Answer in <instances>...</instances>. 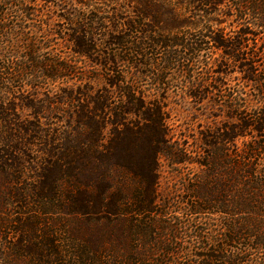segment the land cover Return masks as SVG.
I'll list each match as a JSON object with an SVG mask.
<instances>
[{"label":"trees","instance_id":"trees-1","mask_svg":"<svg viewBox=\"0 0 264 264\" xmlns=\"http://www.w3.org/2000/svg\"><path fill=\"white\" fill-rule=\"evenodd\" d=\"M173 73L197 146L144 87ZM165 165L196 170L185 226ZM0 264H264V0H0Z\"/></svg>","mask_w":264,"mask_h":264},{"label":"rangeland","instance_id":"rangeland-1","mask_svg":"<svg viewBox=\"0 0 264 264\" xmlns=\"http://www.w3.org/2000/svg\"><path fill=\"white\" fill-rule=\"evenodd\" d=\"M203 71H206V69L198 67L196 70V74H200ZM203 76L210 77V73H203ZM218 77H229L228 82L230 84H234V82L237 81L234 78L242 77V75L238 71H232L226 76ZM25 78L27 79V77ZM9 80L12 81L13 92L10 93L7 97H11L12 99H14L15 97L17 101V97L22 95L32 94V97H35V95L43 97L44 93L52 92V88L55 86L52 84H43L40 87L32 86L29 83L32 82V79L26 81L21 79L17 80L16 77H12ZM25 81L27 83H25ZM169 83L170 84H166V86L164 85V88H162L161 90L153 86H149V82L145 83L144 87L148 89V93L154 95H164L168 97V100H166V102L168 103V113L170 115V127L172 133L175 137L185 139L191 145L193 144V146H197L196 144L198 143L197 139L199 131L206 129L210 123L209 105L208 107H202L190 100L189 86L193 83V81L191 80V78H188L187 74L173 73ZM207 104H209V102H207ZM27 113L28 111L25 110L23 114ZM195 173L196 170L192 167L175 166L173 168L165 165L162 169V174L164 176L161 181L160 190L161 196L165 198L166 201H168L170 204V209L166 210L167 215L176 219V222L180 221L183 225L189 222L187 220L186 212L184 209L186 204L185 201L187 199L186 196L188 195L187 191L184 190V187L190 179L189 177H192ZM60 221L63 222L64 220L61 219ZM198 221L199 222L197 223V225H199V227L203 230L209 232V219L205 220L204 218H202ZM180 235L186 236L183 232Z\"/></svg>","mask_w":264,"mask_h":264}]
</instances>
